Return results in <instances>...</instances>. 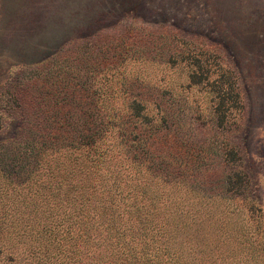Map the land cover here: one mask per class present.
Masks as SVG:
<instances>
[{
  "label": "rangeland",
  "instance_id": "374dc122",
  "mask_svg": "<svg viewBox=\"0 0 264 264\" xmlns=\"http://www.w3.org/2000/svg\"><path fill=\"white\" fill-rule=\"evenodd\" d=\"M53 54L49 68L67 64L76 94L170 107L184 160L213 162L195 172L212 185L190 190L184 171L185 185L165 187V222L147 227L162 232L161 264H264V0H0V264H53L42 225L69 222L66 195L43 199L20 170L40 168L22 154L15 94L37 92L48 72L36 65ZM218 89L237 97L217 126Z\"/></svg>",
  "mask_w": 264,
  "mask_h": 264
},
{
  "label": "trees",
  "instance_id": "16d2710c",
  "mask_svg": "<svg viewBox=\"0 0 264 264\" xmlns=\"http://www.w3.org/2000/svg\"><path fill=\"white\" fill-rule=\"evenodd\" d=\"M59 58L53 54L36 65L48 72L36 93L15 94L18 107L25 108L16 126L24 138L22 154L35 157L40 168L32 179L33 169L24 163L20 170L26 187L35 185L43 199L57 195L60 204L65 194L69 206L64 227L42 225L44 257L52 249L53 264H161L157 242L162 232L150 234L147 227L165 222V187L185 185L184 171L191 173L188 189L212 185V177L199 183L195 172L207 174L213 162L184 160L176 135L181 118L170 107L142 94L116 99L76 94L69 90L73 77L67 64V70L64 64L56 71L49 68ZM195 76L191 73L190 80L196 82ZM219 92L213 108L217 126L225 119L223 101L237 97ZM224 153L235 158L232 149Z\"/></svg>",
  "mask_w": 264,
  "mask_h": 264
}]
</instances>
